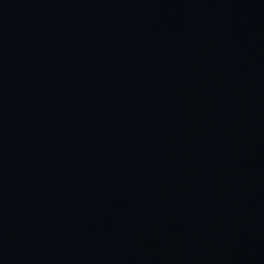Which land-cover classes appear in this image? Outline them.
<instances>
[{
    "label": "water",
    "instance_id": "1",
    "mask_svg": "<svg viewBox=\"0 0 264 264\" xmlns=\"http://www.w3.org/2000/svg\"><path fill=\"white\" fill-rule=\"evenodd\" d=\"M0 264H264V0H0Z\"/></svg>",
    "mask_w": 264,
    "mask_h": 264
}]
</instances>
